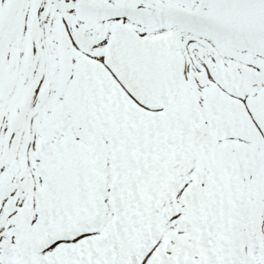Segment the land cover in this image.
Wrapping results in <instances>:
<instances>
[{
    "label": "snow or ice",
    "instance_id": "obj_1",
    "mask_svg": "<svg viewBox=\"0 0 264 264\" xmlns=\"http://www.w3.org/2000/svg\"><path fill=\"white\" fill-rule=\"evenodd\" d=\"M0 264H264V0H0Z\"/></svg>",
    "mask_w": 264,
    "mask_h": 264
}]
</instances>
